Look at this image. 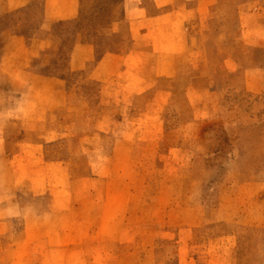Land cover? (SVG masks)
<instances>
[{"label":"rangeland","instance_id":"374dc122","mask_svg":"<svg viewBox=\"0 0 264 264\" xmlns=\"http://www.w3.org/2000/svg\"><path fill=\"white\" fill-rule=\"evenodd\" d=\"M45 12L0 0V264H264V205L218 209L220 189L241 191L234 172L264 184V95L243 88L264 64V0H84L82 21L41 34ZM43 36L30 68L63 81L59 111L5 72ZM91 38L95 57L70 69ZM113 52L117 78L99 66Z\"/></svg>","mask_w":264,"mask_h":264},{"label":"crops","instance_id":"0c3cea01","mask_svg":"<svg viewBox=\"0 0 264 264\" xmlns=\"http://www.w3.org/2000/svg\"><path fill=\"white\" fill-rule=\"evenodd\" d=\"M44 1L46 2V12L44 21L41 23L40 27L41 34H45L46 32H48L56 23L79 22L85 18L84 0ZM100 13L102 12H96L94 19L99 17ZM117 26L119 27V21L112 24V27L114 28ZM100 27L107 28V25L105 22H103L102 25L100 24ZM51 45L52 42L49 41L48 36H43L36 39L33 44H28L25 39H22L17 48L20 56L16 59L12 58V60L9 58L8 62V65L16 68L10 69L9 71L5 69L4 70L9 75L8 78L10 82L15 81L26 83L27 87L31 89L33 93L40 94L41 96H46L50 99V102L52 103V108L50 110L59 111L67 106V96L66 92L64 91L63 81L58 77L39 74L30 68L33 60L36 58H42L44 55V51ZM132 47L138 48V45L132 44ZM252 49L264 53L263 45L255 46ZM95 50L96 44L93 38L89 40L76 41L72 48L70 56V69L76 70V68L79 66H86L89 61L95 57ZM6 60L7 59H4L3 63L6 62ZM107 64H113L115 66L113 70L114 72L111 71L114 75V78H117L124 73V57H122V55L118 52L108 54V56L104 57L99 62V66ZM3 65H6V63H4ZM127 67L128 72L130 71V66L127 65ZM243 73V88L248 92L264 95V64L260 63L258 65L246 66ZM151 74H153L152 79H150L152 84L156 83L158 79L163 77L159 73L156 77L154 71ZM234 173L237 174L238 177L235 185L241 188V191H236V189L232 188V186H229L226 189H220L218 191V196L220 197L218 209L221 211L225 210V212L229 214V212L231 213V211L235 210L236 206L239 205L241 201L243 202L251 198L257 199L261 205H264V184L241 181L239 173ZM233 213H235V211ZM220 214L221 213H219V216ZM262 216L263 219L261 222L263 225L264 213L262 214ZM203 218L204 216H200V220H203ZM225 222H227L228 224H246L251 226L248 221H235L234 219H225Z\"/></svg>","mask_w":264,"mask_h":264},{"label":"clouds","instance_id":"9594fccd","mask_svg":"<svg viewBox=\"0 0 264 264\" xmlns=\"http://www.w3.org/2000/svg\"><path fill=\"white\" fill-rule=\"evenodd\" d=\"M22 101H23V97H19L17 99V105H18V107H17L16 111L18 113L22 114V116L21 115H18V116H16V119H22V117L23 118H26L28 116V114H29V109L24 106V104L22 103ZM9 115H11V114H9ZM3 127H4V125L2 123H0V129H2Z\"/></svg>","mask_w":264,"mask_h":264}]
</instances>
